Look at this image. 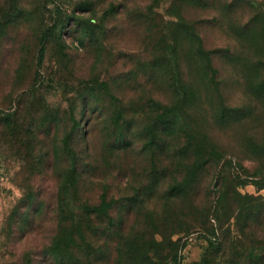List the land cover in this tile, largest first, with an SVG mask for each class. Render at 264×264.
<instances>
[{
	"label": "rangeland",
	"instance_id": "obj_1",
	"mask_svg": "<svg viewBox=\"0 0 264 264\" xmlns=\"http://www.w3.org/2000/svg\"><path fill=\"white\" fill-rule=\"evenodd\" d=\"M112 203L123 253L264 264V0H0V264H139Z\"/></svg>",
	"mask_w": 264,
	"mask_h": 264
},
{
	"label": "trees",
	"instance_id": "obj_2",
	"mask_svg": "<svg viewBox=\"0 0 264 264\" xmlns=\"http://www.w3.org/2000/svg\"><path fill=\"white\" fill-rule=\"evenodd\" d=\"M173 128L170 126L167 128V132L172 133ZM210 160L209 158L202 157L201 159L192 161L189 165H186L184 172L185 174L181 177L180 180H177L176 183L171 186L168 191L166 192L167 198L171 201L173 200H186L191 198V196L194 194L196 187L195 185L198 182V175L200 172H204L209 165ZM113 203L110 206H106L102 210V215H107V222H99L100 225L104 223L106 226L111 225L110 228L115 229V241H114V247L117 249L118 252V259L120 262H130V261H137L139 264L143 263H149V264H163L162 260L165 262L166 258H162L159 260L158 257V250L160 251V248L163 247V241H157L155 235H151V237L148 240L147 247H142L143 253H140L139 256L134 257L135 255V248L134 244H136L135 241L130 240L131 243L127 245L128 251L126 253H123V249L121 248L123 245H126L125 236L124 233L120 228L117 227V224L115 225L114 221L111 219V217L106 214V212L112 208ZM79 223L76 222L75 229L81 226L78 225ZM92 227V226H91ZM109 227V226H108ZM87 229H90V226H86ZM176 234V233H175ZM174 235V233H173ZM162 235H160L161 237ZM78 237V236H77ZM76 236L71 237L70 244L73 245V247L78 248L79 246L84 247L88 251H91V254L95 257L97 255H102V245H96V243L91 242L86 238H77ZM80 241V243H79ZM133 241V242H132ZM89 259V258H88ZM131 264V262L129 263Z\"/></svg>",
	"mask_w": 264,
	"mask_h": 264
}]
</instances>
